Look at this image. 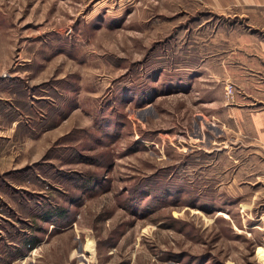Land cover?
I'll return each mask as SVG.
<instances>
[{
  "label": "rangeland",
  "instance_id": "1",
  "mask_svg": "<svg viewBox=\"0 0 264 264\" xmlns=\"http://www.w3.org/2000/svg\"><path fill=\"white\" fill-rule=\"evenodd\" d=\"M205 2L0 0V256L264 264L263 149L189 89Z\"/></svg>",
  "mask_w": 264,
  "mask_h": 264
},
{
  "label": "crops",
  "instance_id": "2",
  "mask_svg": "<svg viewBox=\"0 0 264 264\" xmlns=\"http://www.w3.org/2000/svg\"><path fill=\"white\" fill-rule=\"evenodd\" d=\"M201 6L209 8L207 12L231 18L223 25L205 20L186 37L206 47L219 44L209 52L197 50L198 63L189 68V74H195L189 83L191 95L204 98L207 107L200 108L222 109L223 119L212 111L209 122L219 123L225 132L231 130V123L244 125L241 144L260 146L264 153V0H206ZM228 82L236 87V104L231 106L223 98V87ZM24 247L30 249L23 243ZM22 250L13 247L11 257L0 256V264H17L31 256L32 252L26 255Z\"/></svg>",
  "mask_w": 264,
  "mask_h": 264
},
{
  "label": "bare ground",
  "instance_id": "3",
  "mask_svg": "<svg viewBox=\"0 0 264 264\" xmlns=\"http://www.w3.org/2000/svg\"><path fill=\"white\" fill-rule=\"evenodd\" d=\"M88 252L91 254L92 258L94 257V244L93 242H90L89 244L86 245Z\"/></svg>",
  "mask_w": 264,
  "mask_h": 264
},
{
  "label": "built area",
  "instance_id": "4",
  "mask_svg": "<svg viewBox=\"0 0 264 264\" xmlns=\"http://www.w3.org/2000/svg\"><path fill=\"white\" fill-rule=\"evenodd\" d=\"M227 87L229 88V89L227 88V93L229 95H233V87L231 85H228Z\"/></svg>",
  "mask_w": 264,
  "mask_h": 264
},
{
  "label": "trees",
  "instance_id": "5",
  "mask_svg": "<svg viewBox=\"0 0 264 264\" xmlns=\"http://www.w3.org/2000/svg\"><path fill=\"white\" fill-rule=\"evenodd\" d=\"M33 240H30L29 242H28V245L31 247V246H33V242H32Z\"/></svg>",
  "mask_w": 264,
  "mask_h": 264
}]
</instances>
